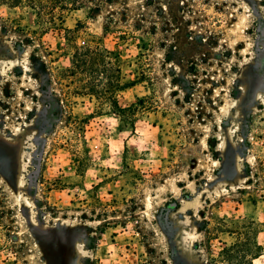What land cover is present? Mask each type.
Listing matches in <instances>:
<instances>
[{"label": "rangeland", "instance_id": "obj_1", "mask_svg": "<svg viewBox=\"0 0 264 264\" xmlns=\"http://www.w3.org/2000/svg\"><path fill=\"white\" fill-rule=\"evenodd\" d=\"M105 1L0 0V264H264V0ZM97 45L156 112L90 118Z\"/></svg>", "mask_w": 264, "mask_h": 264}, {"label": "trees", "instance_id": "obj_2", "mask_svg": "<svg viewBox=\"0 0 264 264\" xmlns=\"http://www.w3.org/2000/svg\"><path fill=\"white\" fill-rule=\"evenodd\" d=\"M66 1L54 0V4L48 8L50 14L54 16L58 13L57 11H61L60 20H62L63 13L85 7L81 3L82 0H74L72 4L66 3ZM97 12H101L100 4L89 8V18L93 19ZM81 26L82 24L78 23L75 30H79ZM75 48L76 51L72 55L70 67L64 69L65 77L71 80L76 79L72 85H76V95L79 98L88 99L90 103L96 101L95 111L90 118L94 117L95 114L102 116L107 112L119 116L122 121L129 119L134 125L138 119V113L148 108L145 105V100L138 99L137 103L123 108L119 104L118 97L119 93L135 87L140 82L139 80L143 82L145 75H142L140 79L136 78L128 83H122L121 79L124 80V77H122L121 67L118 64L119 56H116L114 52L100 45ZM155 108L153 105L148 109L156 112ZM258 234L259 231L256 232L252 262L259 259L264 252V248L257 242Z\"/></svg>", "mask_w": 264, "mask_h": 264}, {"label": "bare ground", "instance_id": "obj_3", "mask_svg": "<svg viewBox=\"0 0 264 264\" xmlns=\"http://www.w3.org/2000/svg\"><path fill=\"white\" fill-rule=\"evenodd\" d=\"M236 128V126L235 125H233V127H232V129H235ZM191 236V235H190ZM194 237V236H193ZM188 238V237H187ZM192 238V237H191ZM193 239V238H192Z\"/></svg>", "mask_w": 264, "mask_h": 264}]
</instances>
